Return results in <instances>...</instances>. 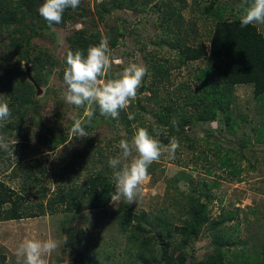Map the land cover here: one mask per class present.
<instances>
[{"label":"trees","instance_id":"16d2710c","mask_svg":"<svg viewBox=\"0 0 264 264\" xmlns=\"http://www.w3.org/2000/svg\"><path fill=\"white\" fill-rule=\"evenodd\" d=\"M238 1L209 0L205 3V0H192V4L188 0L96 1L94 9L96 18H90L88 26L74 29L67 36L66 54L70 50L80 49L86 55L88 47L98 45L104 37L108 39L109 48L117 47L121 38L126 36L127 27L124 19L118 23V19L113 17L114 12L129 9L145 13L149 8V12L156 16L157 22L155 31L153 29L154 36H150V41L152 44L165 47L169 53L160 54L159 60H156L158 53L154 50H150L149 55L146 56L147 69L154 80L151 85L142 86L141 91L143 92L144 89L150 91L149 97L153 98L156 104L154 106L156 111L153 110L152 114L154 123L157 125L155 127L152 123L148 125L147 114L142 116L146 109L142 99L137 102L132 101L127 110H121L120 117L126 121L124 123L127 129L132 126V122H137L139 128H147L150 134H154L159 126H167L168 130L163 128L162 141L169 142L172 137L181 139L186 137L192 142L188 146L190 149L201 148V153L195 158H189L184 162L185 165H190L189 162H196L199 159L207 160L208 152L211 151L216 157L215 161L210 162L212 165L218 162L220 168H231L230 171L235 174L241 171L240 165L233 159L236 155L235 149L227 147L222 149V145L215 141L212 148L196 146L198 141L186 136L184 129L181 128L192 124L193 116H196L198 122L224 119L226 130L237 134L239 126L237 119L244 118L239 115L234 117L232 108L236 87L239 85L253 87L254 97L261 103L264 116V25L253 24L242 28L240 15L244 0L239 3ZM42 3L43 0H0V36L6 35L9 41L6 44L7 52L3 50L0 54V100H6L12 110V116L0 128V131L5 135L18 136L17 138L24 141H28L33 131L32 126L43 122L40 114L43 107L42 100L36 96L37 89L27 74L26 63L29 64L33 80L45 86L48 85L50 76L55 71L54 68L59 65L55 54L43 48L42 45L32 51L33 41L36 37H54L55 33L50 32L54 26L63 27L67 23H75L80 20L78 17L86 13L84 7L79 5L76 9H67L60 24L49 25L38 12ZM189 5L190 11L193 12L190 19L185 14ZM196 12L200 15L197 16ZM209 18L212 19L210 36L209 42H205L200 38L198 19L207 21ZM113 20L115 22L111 23ZM100 24L105 26L104 30L101 29ZM140 42H142L141 50H147L148 44L143 40ZM173 51L174 54L170 55ZM174 55L176 57H173ZM202 58H205L208 64L197 76L199 83H196V88L198 89L192 94L189 85L183 84L181 89L189 91L184 101L179 100L178 95L173 93L166 102H162L164 97L158 96L161 90L159 85H162L163 90L166 91V84H170L169 77L174 70L191 65ZM66 66L65 59L58 71L62 78ZM115 66L112 67L108 78L115 77L121 72ZM50 92L48 88V93ZM94 107L95 112L90 119L84 116L85 108H78L77 118H75L85 122L83 126L88 134H92L104 123L112 126L114 124L111 117L102 116L98 106ZM129 114L134 118L129 119ZM29 122H31L30 125ZM261 125L263 126L264 122H261ZM259 127L260 125L255 129L259 131L257 139L263 141L264 134ZM69 131L70 126L64 135H59L61 132L59 128L56 133L53 126L48 127L47 133L53 135V138L49 137V143L54 142V147L61 145L71 136ZM129 131H131L130 128ZM165 131H168L166 135ZM75 138L78 137L75 136ZM204 140L207 144L211 142L208 139ZM250 141L248 138L241 144L239 148L241 158L249 159L244 148L250 145ZM92 143L93 136L89 135L84 147L78 151L79 154L84 158L85 154H92L90 153ZM24 144L28 143L24 142ZM12 149L16 150L15 146L9 144V151L0 150V156L9 155ZM192 152L196 154L195 151ZM98 160L103 162L102 159ZM43 164L42 159L32 161L31 166L35 169H23L25 178L38 177L37 171L45 173ZM103 165L105 166L91 173L81 185L62 187L55 195L48 198H46L47 193H42V201L38 203L31 202L29 194L33 191L26 190L27 186L20 191L0 179V222L45 215L49 209L55 212L62 205L66 206L65 211L72 212L100 209L113 218L121 228V232L126 234L128 251L136 264H264V244L257 252L246 253V244L233 239L232 234L225 229H221V233L218 232L221 228L219 222H210L209 202L213 198L211 189L219 184L218 181L211 183L206 179L195 180L191 173H186L185 170L180 171L171 179V184L175 193L178 194V183L185 179L184 185L188 187V190L182 197L184 201L181 204L182 210L175 213L164 207L154 213L145 209L137 210L134 205L128 204L115 207L111 203L110 196L114 192V185L111 182L112 169L106 161ZM214 171H216L215 168L208 169L210 173ZM15 176H17L16 171L13 174V177ZM35 180L39 182L40 179H34V184L37 185ZM177 202H179L177 199L171 200L170 204L176 205ZM67 218L71 219L69 216ZM66 222L65 220L64 224ZM62 228L64 229V225ZM208 229L213 234L215 252L205 259H196L188 249L189 244ZM66 231L71 236L72 230ZM80 232L83 233V230ZM71 239L75 238L72 236ZM81 240L82 238H79L80 242ZM85 259L87 254L79 253L75 262L88 264Z\"/></svg>","mask_w":264,"mask_h":264},{"label":"rangeland","instance_id":"374dc122","mask_svg":"<svg viewBox=\"0 0 264 264\" xmlns=\"http://www.w3.org/2000/svg\"><path fill=\"white\" fill-rule=\"evenodd\" d=\"M100 0H80V6L84 7L85 15L78 17L79 21L75 23H67L63 27L54 26L51 33L54 32V37L40 38L36 37L33 41V49H37L40 45L55 54L59 65L54 68V72L50 76L48 85H41L43 93L37 96L42 100L41 117L42 123L33 125V131L28 137V141H24L18 136L2 135L10 145L15 146V151L9 155L0 156V179L5 180L9 185L17 190L23 191L32 190L29 198L32 203L42 201V193H47V197L53 196L57 191L64 187H71L73 184H83L91 173H95L104 162H108L109 158L119 155L118 148L121 139L133 137L135 131L139 128L137 122H132V126L128 129L124 121L119 115L118 119H113V126L110 124H102L93 131V143L90 149V155L85 154V158L79 154L85 144L86 138L78 137L71 132V125L77 118L78 108L65 101L64 93L66 91L63 78L58 74L59 68L64 63L66 50L68 48L67 36L74 29H80L88 26L92 17L95 15V4ZM190 3L192 0H188ZM226 1V0H221ZM243 0H239V2ZM188 2V4H189ZM209 0H205V3ZM203 3V1H202ZM192 4V3H191ZM152 5V3L150 4ZM191 6L185 11L186 17L190 19L193 13ZM147 8L145 13L136 10H116L113 17L121 23L122 19L126 21V36L121 38L120 43L115 48H110L113 66L118 71H122L131 63L143 65L147 68L148 62L146 56L150 50L158 53L156 60L160 59V54H169L163 46L152 44L150 36H154L153 29L157 26L156 16L149 12ZM192 12V13H191ZM197 16L200 13L196 12ZM91 18V19H90ZM198 28L201 33V39L209 42L210 23L212 19L207 21L198 19ZM115 20L111 21V23ZM102 30L105 29L103 24H100ZM141 40L148 44L147 50H141ZM9 43L7 36H0V54L3 50L7 52L6 44ZM163 47V48H162ZM162 48V49H160ZM174 51L170 54L173 55ZM173 57H176L174 55ZM115 61H120L116 63ZM208 61L202 58L195 61L191 65H185L182 68L173 71L169 77L170 84H166V91L163 86L159 85V97L163 96L166 102L173 93L178 95V99L184 101L187 90H182L183 84H188L192 90V94L198 88L196 83H199L198 74L207 67ZM148 70V69H147ZM153 76L148 70L141 87L151 85ZM138 89L137 98L134 101L142 99L143 105L146 106L142 116L146 115L147 124L154 123L152 111H156V104L153 98L149 97L150 91ZM48 88L51 90L48 93ZM49 94V95H48ZM6 102V100H0ZM186 102V101H185ZM183 106V105H181ZM234 117L237 115L244 116L237 119L239 123L238 133L233 134L226 130L224 119L214 122L196 120L193 116V123L187 124L183 128L186 136L192 140H197L196 146L203 145L204 148L213 147L215 142L225 147L235 149L236 155L234 162L241 170L238 173L232 174L231 168H220V163L212 165L210 162L215 161L216 157L211 151L208 152L207 160H197L189 162L190 165H185L191 157L198 156L201 148L190 149L186 137L177 138L180 143V148L175 152L174 158L167 152L164 153L159 162H154L149 167V179L143 185V197L138 199L135 204L137 210L145 209L148 212H156L161 208H168L169 211L178 213L182 210L181 204L184 203L182 197L188 189L184 185V180L178 183V194L175 193L171 179L178 175L180 171L185 170L186 173H191L195 180L206 179L211 183L218 181V185L211 189L213 198L210 204V222H219L221 229L227 230L232 234L233 239L239 243L246 244V253L257 252L264 244V139H257L259 131L255 130L260 125V130L264 134L263 108L261 103L255 99L253 87L251 85H239L236 87L235 100L232 103ZM128 112V111H127ZM130 115V114H129ZM84 116L85 112H84ZM31 122H29V125ZM54 127L55 132L58 128L61 130L59 135H64L70 126L71 136L61 145L54 147V142L49 143V137L53 135L47 133L48 127ZM129 128L131 131H129ZM163 128L167 126H159L156 133L151 134L159 139L163 145H168L169 142L161 140ZM168 131H165V135ZM212 135V136H211ZM264 136V135H263ZM21 137V136H20ZM250 138V145H246L244 151H248V158H241L239 148L241 144ZM204 139H208L209 144ZM101 141L100 143L98 141ZM111 140V141H109ZM200 140V141H199ZM16 142V143H15ZM27 142L28 144H24ZM195 151L197 154H193ZM232 155V154H231ZM36 159H42L45 167V173L37 171V176H24L23 169H35L31 166V162ZM102 159L103 162H99ZM255 168H252V166ZM209 166V167H208ZM215 168L213 173L208 172V169ZM17 172V176L13 174ZM39 178L40 181L34 184V179ZM37 195L35 197V194ZM176 197V198H174ZM45 198V199H46ZM178 200L176 205L170 204L172 200ZM44 200V199H43ZM86 202V201H85ZM84 202V203H85ZM127 205L121 201L115 207ZM66 206L62 205L55 212L49 209L45 215L34 218H25L20 220H11L0 222V264H23L22 259H18L15 255V250L19 244L25 239H56L67 242L56 252L49 256L48 264H79L75 262V258L79 253L87 254L85 259L88 264H136L130 252L128 251V241L126 234L121 232L115 220L109 217L100 209H91L78 211H65ZM69 216L71 219L67 218ZM67 221L64 224V221ZM209 222V223H210ZM64 225V229L62 228ZM72 230L71 236L66 231ZM83 230V233L80 231ZM78 231V232H77ZM221 233V232H220ZM75 239H71V237ZM79 238H82L81 242ZM76 244H73V243ZM213 234L210 229L203 231L194 239V242L189 244V251L196 259H205L215 252L216 245L213 243ZM4 256L5 258H3ZM89 257V258H88ZM130 260V261H129ZM102 261V262H101ZM133 261V262H131Z\"/></svg>","mask_w":264,"mask_h":264},{"label":"clouds","instance_id":"9594fccd","mask_svg":"<svg viewBox=\"0 0 264 264\" xmlns=\"http://www.w3.org/2000/svg\"><path fill=\"white\" fill-rule=\"evenodd\" d=\"M80 0H43L38 9L39 15L49 24H60L67 9H76ZM264 25V0H244L240 15V26ZM63 80L66 85L65 101L77 108H85V115L91 118L98 106L102 116L118 119L121 110H127L137 98L138 89L147 73L143 65L131 63L123 70L110 76L113 58L108 39L102 38L98 45L89 46L87 54L83 50L68 51ZM120 63V61H115ZM12 116L9 104L0 101V128ZM134 117L130 114L129 119ZM84 121L75 119L71 132L78 137H87ZM16 143V142H15ZM119 155L111 157L108 165L112 169L111 182L114 192L111 203L117 206L121 201L133 205L143 197V185L149 179V167L159 162L164 153L174 158L180 148L176 137L168 145L151 135L147 128H138L131 140L121 139L118 144ZM0 150L9 151V144L0 135ZM13 153V149H12ZM67 242L48 239H25L15 250L23 264H48V257Z\"/></svg>","mask_w":264,"mask_h":264},{"label":"water","instance_id":"95a60500","mask_svg":"<svg viewBox=\"0 0 264 264\" xmlns=\"http://www.w3.org/2000/svg\"><path fill=\"white\" fill-rule=\"evenodd\" d=\"M26 70H27V74H28L29 78L34 82V84L36 86V89H37L36 96L41 95L43 93V88L35 80H33L32 76H31V71H30V68H29V64L28 63H26ZM246 154L249 155V152L246 151Z\"/></svg>","mask_w":264,"mask_h":264}]
</instances>
